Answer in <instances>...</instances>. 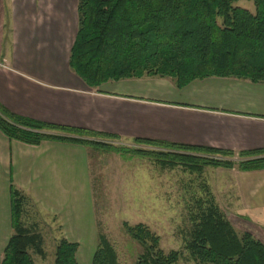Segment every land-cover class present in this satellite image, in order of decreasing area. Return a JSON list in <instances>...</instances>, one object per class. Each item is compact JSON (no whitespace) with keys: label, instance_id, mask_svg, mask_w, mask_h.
<instances>
[{"label":"crops","instance_id":"crops-1","mask_svg":"<svg viewBox=\"0 0 264 264\" xmlns=\"http://www.w3.org/2000/svg\"><path fill=\"white\" fill-rule=\"evenodd\" d=\"M77 2L0 0L1 107L33 121L97 133L101 136L91 139L99 142L134 146L135 139H144L235 155L264 149V83L208 77L178 88L167 78H141L87 87L68 66ZM95 148L61 141L27 145L0 132V263L13 233V188L30 202V224L41 233L45 221L78 244V264H92ZM211 172L217 179L210 188L223 189V203L240 208V215L264 214V169ZM82 251L89 252L85 260Z\"/></svg>","mask_w":264,"mask_h":264},{"label":"trees","instance_id":"trees-1","mask_svg":"<svg viewBox=\"0 0 264 264\" xmlns=\"http://www.w3.org/2000/svg\"><path fill=\"white\" fill-rule=\"evenodd\" d=\"M240 0H78L77 32L68 66L89 88L109 81L167 78L182 88L208 77H232L264 83V0L251 1L254 11L237 6ZM0 132L27 145L61 141L133 154L173 168L190 171L211 166L240 171L264 169V149L240 152L135 139L168 152L126 149L104 142L65 137L101 135L54 126L9 113L0 106ZM107 137V136H105ZM111 138V137H107ZM204 155L205 157L201 156ZM237 156L238 161L233 160ZM198 168V169H197ZM12 230L0 264H34L45 258L36 224L26 225L30 202L11 188ZM212 199V198H211ZM191 217L187 249L197 264H264V245L245 232L238 235L214 200ZM125 233L143 249L136 264H177L180 253H164L159 238L143 224L123 223ZM92 264H118L107 239L98 233ZM77 243L62 238L53 264H78Z\"/></svg>","mask_w":264,"mask_h":264},{"label":"rangeland","instance_id":"rangeland-1","mask_svg":"<svg viewBox=\"0 0 264 264\" xmlns=\"http://www.w3.org/2000/svg\"><path fill=\"white\" fill-rule=\"evenodd\" d=\"M237 6L250 12L254 11L252 2L248 0H240ZM82 139L95 141L87 136ZM104 143L118 148L168 152L166 149L133 146L131 143ZM91 151L95 237L97 244L98 233L107 239L116 253L118 264H136L143 251L142 247L125 233L123 223L130 226L143 224L148 227L159 238V248L164 253H180L177 264H197L187 249L193 224L191 217L199 213L200 206L206 209L210 200L215 201L238 235L247 232L264 245V214L257 217L260 213L243 212L240 215L237 213L240 208H235L234 204L223 203L224 198L219 194L223 189L210 188L214 182L211 181L212 178L217 179L211 171L220 167L206 166L197 168V171H190L180 164L173 168L161 166L159 162L151 159L133 154L122 155L107 148L96 147ZM128 155H131V158H128ZM233 160L239 159L235 156ZM217 183L218 181H215V184ZM214 191L218 192V199L214 196ZM31 220L28 212L23 222L30 225ZM40 224L43 225L41 234L45 258L33 255V261L34 264H53L56 247L62 238H66L46 225L45 221ZM88 254L89 252L82 251L84 260V256Z\"/></svg>","mask_w":264,"mask_h":264}]
</instances>
